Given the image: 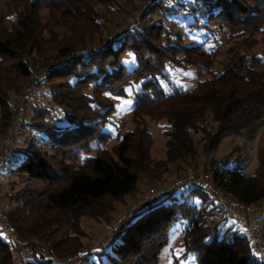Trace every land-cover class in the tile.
<instances>
[{
    "label": "trees",
    "instance_id": "trees-1",
    "mask_svg": "<svg viewBox=\"0 0 264 264\" xmlns=\"http://www.w3.org/2000/svg\"><path fill=\"white\" fill-rule=\"evenodd\" d=\"M0 4V137L11 148L15 143L8 136L16 139L19 132H36L42 139L39 145L27 138L24 151L1 150L0 168L13 164L7 179L18 185L5 195L14 205L2 212L19 246L0 230V264H81L91 254L108 264H159L169 229L179 220L188 222L182 257L193 253L196 264H264V255H253L249 234L233 223L226 226L228 214L199 190L148 201L105 237L112 241L110 249L101 241L86 260L81 226L85 217L109 223L115 202L137 195L139 185L178 177L187 168L212 172L213 184L244 206L264 202V57L252 55L264 45V0ZM131 8L143 12L137 28L116 29L112 21ZM173 18L182 19L201 41L185 44ZM127 51L135 57L132 70L121 63ZM168 64L194 67V84L187 89L169 84L166 93L159 80L167 79ZM34 85L47 87L63 125L39 106L29 121L22 117L16 125L18 106L11 99L19 105ZM129 86L133 128L117 133L110 146L112 137L104 131L113 112L110 99L125 96ZM148 120L168 125L162 159L151 155ZM229 137L240 139L244 149L231 168L223 165L232 153L212 159ZM255 142L257 167L247 175Z\"/></svg>",
    "mask_w": 264,
    "mask_h": 264
},
{
    "label": "rangeland",
    "instance_id": "rangeland-1",
    "mask_svg": "<svg viewBox=\"0 0 264 264\" xmlns=\"http://www.w3.org/2000/svg\"><path fill=\"white\" fill-rule=\"evenodd\" d=\"M148 3H146L147 5ZM140 5V4H138ZM2 4H0L1 8ZM142 8H140L141 10ZM140 11H138L137 8H131L128 10L127 15L125 17L119 19V21H112V24L115 26L116 29H122L126 26V23H132L136 16H139ZM109 17V16H108ZM127 20V21H126ZM173 21L175 22V28L177 31H181L182 36L184 38L185 44H191L193 41L195 43H198V41H201L202 38H199V33L196 32H189L187 29V26L183 24L182 19L180 18H173ZM252 55L257 57H264V45L260 44L257 46L253 52ZM122 65L127 70H132L135 68V57L134 54L130 51H127L124 53L122 60ZM166 75L167 79H160L159 83L162 87V89L168 93L170 91L169 84L176 85L182 89H187L190 86H192L195 82V68L190 67L187 69H179L175 68L172 65L166 66ZM111 102L113 104V112L111 113L108 123L104 127V131L109 133L112 137L111 141L109 142V145L112 146L116 143L115 136L117 133L120 132V135L124 134L126 131H129L133 128V125L129 122L131 112L134 106V88L132 86H129L125 89V96L123 97H111ZM11 103L13 107L18 106V115L16 120L17 122L20 118H24L25 120H30L32 116V109L34 106L43 107L46 109H49L52 111L53 119L56 123V125H63L65 123V120L62 116V113L59 111L58 108L53 106L51 99H50V93L44 85L41 86H32V88L29 90L28 93L24 96V101L19 103L16 99H11ZM147 128L150 134L153 138V146L151 150V155L155 160L162 159L164 156V143H165V130L168 129V125L165 120L160 121H151L148 120ZM31 137V142L39 144L42 142L41 135L36 132H19V135L14 139V137H11V135L8 136L9 140L14 145H10L13 147L7 145V148L5 149L6 152L13 153L14 148L18 150H26V146L28 142L26 141L27 138ZM6 141L3 140L0 137V150L4 147ZM256 145L257 142H255V145L252 147L250 153H249V160L246 162V174L247 175H253L254 171L257 167V161H256ZM234 150V152H231ZM232 153L229 160L224 164L223 166H227L231 168L234 164V159L238 156L239 153L243 154L244 149L242 148V141L240 139H233L232 137L224 139L218 149L214 152L212 155V159L214 160H223L228 157V155ZM13 166V164H11ZM9 167H12V166ZM8 166L0 168V211H7L14 205V203L8 202V200L5 198L6 193L9 195L14 194L17 189L18 185H16V182H13V180L10 181V179H7V172H8ZM189 169V168H187ZM186 169V170H187ZM184 170L183 173L186 171ZM193 170V169H192ZM194 171V170H193ZM203 172V171H202ZM182 173V174H183ZM201 173V172H196ZM176 176H170L166 175L162 181H159L153 185H139L138 187V194L133 197H127L126 202L123 201H117L114 204L115 210L111 214V220L109 223H103L98 222L90 217H85L81 221V226L86 234V237L83 239V243L85 245V248L100 243L101 241L104 244V248L110 249L111 247V240L105 239V237L114 232L116 226L119 224L121 219L132 213V209L134 206L140 201V199L143 197V195L147 192V190L151 187H155L156 185L160 186H168L170 185ZM180 189L176 191V195H179ZM264 203V202H263ZM3 213V212H2ZM4 215V213H3ZM5 217V216H4ZM253 220L256 221L261 227L262 230H260V235L262 237V245L264 247V211L263 210H257L254 212L252 216ZM218 219V217H216ZM234 224V226L239 229L241 232L245 233L248 230V222L247 218L240 210H236L235 212L229 213L227 215V221L226 226H229L231 224ZM188 222L186 220H179L176 223H174L168 232L167 235V242L165 246L162 248L160 253V259L159 264H173L174 259H180L178 264H196L195 255L193 253H188L186 256L182 257L184 253V249L182 247V238L184 235L185 230L187 229ZM250 247L252 249L253 255L259 257L260 254L257 252V243L249 236L248 237ZM264 254V253H263ZM81 264H108V261L106 258L100 259V257L96 254H91L89 256V259L82 262Z\"/></svg>",
    "mask_w": 264,
    "mask_h": 264
},
{
    "label": "built area",
    "instance_id": "built-area-1",
    "mask_svg": "<svg viewBox=\"0 0 264 264\" xmlns=\"http://www.w3.org/2000/svg\"><path fill=\"white\" fill-rule=\"evenodd\" d=\"M139 16H136V19L132 23H126L124 29H128L130 26L134 25V29H136V23H138L143 18V12H138ZM147 20L148 17L146 16ZM88 51H84L86 53ZM7 148V143H5L3 149ZM2 149V150H3ZM0 150V155H1ZM178 189L180 190H199L208 194L213 201L219 211L225 214H229L235 212L236 210H240L247 218L248 222V230L247 233L249 236L257 243V252L260 255H264V247L262 245V237L260 233V229L258 225L253 220L252 216L255 211L263 210L264 211V203H261L256 206H244L237 200L229 197L223 191L218 189L212 181V172H201L196 173L191 168L187 169L182 175L176 177L174 181L168 186H160L156 185L155 187H151L147 190V192L143 195L140 201L134 206L132 209L131 215H135L139 213L145 203L151 201L155 198H158L163 195H170L176 192ZM0 230L4 234L7 240H10L19 246L16 242V232L14 228L7 223L3 213L0 211ZM99 243H95L87 248H85V255L83 260H86L87 257L97 248ZM22 256L26 257L27 253L24 249H21Z\"/></svg>",
    "mask_w": 264,
    "mask_h": 264
},
{
    "label": "crops",
    "instance_id": "crops-1",
    "mask_svg": "<svg viewBox=\"0 0 264 264\" xmlns=\"http://www.w3.org/2000/svg\"><path fill=\"white\" fill-rule=\"evenodd\" d=\"M246 233V232H245Z\"/></svg>",
    "mask_w": 264,
    "mask_h": 264
}]
</instances>
